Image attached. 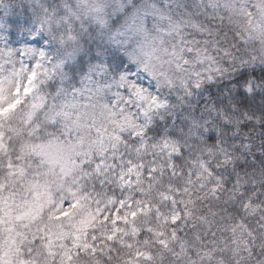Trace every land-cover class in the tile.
<instances>
[{"label": "snow or ice", "instance_id": "snow-or-ice-1", "mask_svg": "<svg viewBox=\"0 0 264 264\" xmlns=\"http://www.w3.org/2000/svg\"><path fill=\"white\" fill-rule=\"evenodd\" d=\"M0 264H264V0H0Z\"/></svg>", "mask_w": 264, "mask_h": 264}]
</instances>
